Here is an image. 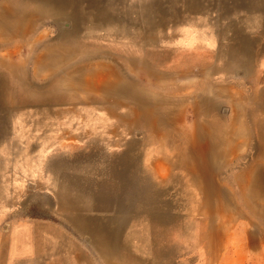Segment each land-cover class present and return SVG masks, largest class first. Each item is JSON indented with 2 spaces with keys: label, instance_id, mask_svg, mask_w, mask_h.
<instances>
[{
  "label": "rangeland",
  "instance_id": "rangeland-1",
  "mask_svg": "<svg viewBox=\"0 0 264 264\" xmlns=\"http://www.w3.org/2000/svg\"><path fill=\"white\" fill-rule=\"evenodd\" d=\"M69 1L0 0L11 26L0 38V226H27L44 264H264V188L247 205L252 178L264 185V0H73L90 21L80 26ZM54 17L74 51L50 50L61 43ZM43 55L86 62L78 78L56 79ZM108 66L144 100L177 101L168 127L154 133L137 107L104 101L127 98L90 92ZM200 95L222 101L205 119L237 116L235 143L224 125L193 128ZM197 136L242 142L239 156L205 166L202 187L176 165ZM225 196L233 207L219 211Z\"/></svg>",
  "mask_w": 264,
  "mask_h": 264
},
{
  "label": "bare ground",
  "instance_id": "bare-ground-1",
  "mask_svg": "<svg viewBox=\"0 0 264 264\" xmlns=\"http://www.w3.org/2000/svg\"><path fill=\"white\" fill-rule=\"evenodd\" d=\"M26 2H28V0H26ZM70 2V1H69ZM66 4V3H65ZM72 9L74 10L75 5L73 2H70ZM67 5V4H66ZM69 6V5H68ZM79 7V5H78ZM80 12V11H79ZM66 13V12H65ZM63 14V13H62ZM36 15V14H35ZM56 15V13H55ZM33 16V14H32ZM17 17L16 19L20 22L21 20V16H15ZM64 18V17H63ZM54 19L58 22H56V28H57V36L56 39L58 40V42L60 41L61 43H57L56 46H52L50 50H54L56 52H62L65 49H69V51H74L75 47H77V41H74L72 35H73V30L68 29L65 30L62 26V23L59 18L54 17ZM9 16H8V12L4 11V13H0V38L4 37L3 35H5V32H8V29L11 27L10 26V22H9ZM35 21V19L33 20ZM27 22V21H26ZM12 23V22H11ZM21 23V22H20ZM31 23V22H30ZM25 24V23H24ZM15 25V24H13ZM18 25V24H17ZM30 25V24H29ZM36 25V24H35ZM15 27H17L15 25ZM21 28V27H20ZM26 28V27H25ZM27 29V28H26ZM25 29V30H26ZM81 29V28H80ZM27 31V30H26ZM22 35V33H20ZM80 34V33H79ZM15 36V35H14ZM20 36V35H19ZM27 37V36H26ZM14 43V42H13ZM75 44V47H70L67 46L69 44ZM2 44V43H1ZM67 44V45H66ZM20 45V44H19ZM162 45V44H161ZM12 46V45H11ZM155 46V45H152ZM70 53V52H69ZM42 57V56H41ZM44 59L46 61L49 60V58H47L46 56H44ZM109 57V56H108ZM91 58V57H89ZM110 58V57H109ZM43 60V59H42ZM44 60V61H45ZM89 60V59H88ZM52 66V73L51 75L53 77H55L56 79H59L61 75H67L74 79V77L78 78L77 76H79L80 71L83 68V64L85 61V59H83L82 61L78 62L77 64H67L64 65L65 63H67L69 60L64 59L61 55L60 57L55 59L53 58L52 60H49ZM3 63V62H2ZM49 63V64H50ZM1 65V64H0ZM99 76L101 77V87L98 88V90L96 91L95 88H93L90 92H96V94H103L104 96L108 97V98H112L113 96L115 98H127L128 103H124L122 101V99L120 101H113L111 99L108 100H104V101H109L110 103V107L111 105H124L125 107H129V106H135L137 107V109L135 110V115L136 117H138L140 120H142L143 122H145L148 126L152 127V131L154 133H157L159 131L160 128L164 127H168V123H170L167 119L166 113L163 114L164 111L171 109L172 107H174L175 105L177 106V101L176 100H168L167 102H163L159 103L157 101H150L147 100L148 102H146L142 97V91L140 92L138 90V88H136L134 86V84L131 83H124L120 80V75H118V73H116L114 71V67L112 66H108V67H99ZM117 70V69H116ZM194 72V71H193ZM188 73V76L191 75ZM165 74V73H164ZM168 74V73H167ZM186 73H183V75H185ZM81 79H82V75ZM187 76V74H186ZM54 78V79H55ZM62 78V77H61ZM80 78V77H79ZM91 78V77H90ZM89 80V79H88ZM91 80V79H90ZM83 81V79L81 80ZM218 82V81H217ZM54 83V82H53ZM61 83V82H60ZM93 83V82H91ZM223 83V82H222ZM152 84V83H151ZM50 85V84H49ZM205 85V84H204ZM203 86V85H202ZM70 87V92L71 95L74 96H78L80 94V86L78 83H73L71 82L69 84ZM162 87V86H161ZM259 90V89H258ZM51 92V91H49ZM60 92V91H59ZM66 92V91H65ZM262 92V91H260ZM82 93V92H81ZM144 93V92H143ZM86 94V92L84 93ZM45 95V94H44ZM62 95H64L62 93ZM70 95V94H69ZM70 95V96H71ZM88 96V95H86ZM99 96V95H98ZM144 96V95H143ZM146 96V94H145ZM161 96V95H160ZM176 97V96H175ZM38 98V97H37ZM45 98V97H44ZM71 98V97H70ZM150 98V97H149ZM151 99V98H150ZM173 99V98H172ZM68 100V99H67ZM96 100V99H95ZM255 102L257 101V99H254ZM56 101V100H55ZM103 101V100H102ZM259 101V100H258ZM46 103V102H45ZM47 104V103H46ZM52 104V103H51ZM57 105V104H56ZM259 105V103H258ZM162 106H165L164 108H162ZM222 107V101L220 100H208L207 98H205L204 96L200 95L199 98L195 101V103L191 106V111L193 113V119H194V124H193V128L196 131H200V130H208L207 128L209 127H213L216 125H224L226 127H228V135H226V137L228 136V138H232V142L237 140V132H236V127H237V116H234L232 118H229V120L223 121L222 119L219 120H214L211 121L209 119H205L204 114L208 113V112H213L215 110H219ZM258 107V106H257ZM256 108V107H255ZM116 109V108H115ZM127 110V109H126ZM129 110V109H128ZM115 111V110H114ZM170 111V110H169ZM253 112L257 113L259 112L258 110H253ZM257 115V114H256ZM132 116V115H131ZM130 116V117H131ZM247 116V115H246ZM124 117V116H123ZM133 117V116H132ZM128 120V119H127ZM262 120V119H261ZM259 119H255L253 121L252 124L255 125V127L261 128L262 125V121ZM122 122V121H121ZM125 123V122H124ZM131 123V122H130ZM144 123V124H145ZM237 124V125H236ZM123 126V125H122ZM130 126V125H129ZM142 126V125H141ZM252 127V126H251ZM264 127V125H263ZM253 129V128H252ZM167 132V131H166ZM183 132V131H182ZM210 132V131H209ZM186 133V132H185ZM200 133V132H199ZM206 133V132H205ZM196 135V134H195ZM252 136V135H251ZM259 136V134H258ZM250 137V136H249ZM230 139H229V143H230ZM252 141V140H251ZM258 141V140H257ZM188 145L185 152L181 153L180 159H178V163H176V165L180 166V168H184L188 174L190 176H192L193 181L195 182V184L199 187H202V182L201 179H203V177L201 175H203L206 172V165L208 166V164L211 163H217V165H219L220 163H222L223 161H225L228 156L231 154V156H239L238 154V149L241 147L240 143L238 146L233 145L234 147L232 148L231 146H229V144L227 145L224 141H218V139L216 140L213 137L208 136V139H203L200 136V138L197 137H191L188 141ZM235 143V142H233ZM237 143V142H236ZM239 143V142H238ZM237 143V144H238ZM232 145V144H231ZM247 145V144H246ZM245 145V146H246ZM221 148H225L223 150L220 151ZM258 153V152H257ZM256 153V155H257ZM241 159V158H240ZM230 160V159H229ZM124 161V160H123ZM241 161V160H240ZM254 165V164H253ZM255 166V165H254ZM260 172V171H259ZM17 175V174H16ZM249 176V175H248ZM239 179V178H238ZM212 180V179H211ZM263 178L260 176H255L254 179L252 178V181H250V192L252 193V198L247 199V205L248 207H251V203L252 202H257V198L258 196L262 193L264 185H263ZM243 181V180H242ZM212 182V181H211ZM237 182V181H236ZM242 185V184H241ZM214 186V185H213ZM216 187V186H214ZM236 187V186H235ZM239 187V186H238ZM222 188V187H221ZM220 188V189H221ZM241 188V187H239ZM236 190V189H235ZM241 190V189H240ZM239 191V190H238ZM248 191V190H247ZM215 192V191H214ZM207 194V193H206ZM218 194V192H217ZM216 194V196H217ZM237 194V193H236ZM239 194V192H238ZM242 194V192H241ZM229 196V195H228ZM222 198V197H221ZM216 200V199H215ZM242 200V199H241ZM214 201V200H213ZM224 204L220 205L219 207H216L219 204H215V207L217 210L222 211L225 208V211L227 209H231V207H233V203H232V199L230 197H226L223 199ZM222 201V202H223ZM218 202V201H217ZM236 202V201H235ZM213 204V205H214ZM246 204V203H245ZM253 205V203H252ZM243 206V205H242ZM253 208V207H252ZM233 210V209H232ZM206 211V210H205ZM213 211V210H212ZM215 211V209H214ZM227 214V213H226ZM230 215V214H229ZM225 216V215H224ZM226 217V216H225ZM234 217V216H232ZM232 217H229V221H232ZM227 220V219H226ZM227 224V223H226ZM222 226V225H220ZM228 226V225H227ZM213 231V230H212ZM223 232L221 231V228L219 229H215L214 232H209L207 233L208 235V248L210 250L212 249H217L218 246L220 245V242L223 239ZM223 242V241H222ZM224 244V243H222ZM219 248H222L219 247Z\"/></svg>",
  "mask_w": 264,
  "mask_h": 264
},
{
  "label": "crops",
  "instance_id": "crops-1",
  "mask_svg": "<svg viewBox=\"0 0 264 264\" xmlns=\"http://www.w3.org/2000/svg\"><path fill=\"white\" fill-rule=\"evenodd\" d=\"M72 2L75 5L74 10L71 9L73 10V12H71V10H68V12L65 14H68L69 18L74 19L76 23L80 26L82 22H78V20L86 19L87 16L84 18L83 17L80 18V13L76 12L77 2H74L73 0ZM95 19L99 21L106 20L105 18H98V19L95 18ZM86 20H88V18ZM88 22L90 21L88 20ZM124 169L125 167H122L120 171L121 170L125 171ZM0 230H3L0 231V264H29L30 261H37V262L40 261L41 264H44L45 262L44 256H42L40 252L38 253L34 252V246L30 244L31 237L29 236L27 226L19 225L14 227L12 226L7 227L1 225ZM68 261H69L68 264H87L86 260L82 262V260L77 257L76 258L74 257L73 260L69 259ZM217 261L221 262L220 258H218Z\"/></svg>",
  "mask_w": 264,
  "mask_h": 264
}]
</instances>
